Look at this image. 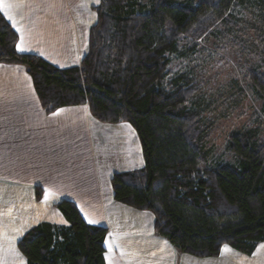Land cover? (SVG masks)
I'll return each instance as SVG.
<instances>
[{
    "label": "trees",
    "instance_id": "1",
    "mask_svg": "<svg viewBox=\"0 0 264 264\" xmlns=\"http://www.w3.org/2000/svg\"><path fill=\"white\" fill-rule=\"evenodd\" d=\"M250 6L258 7L261 58L249 79L264 112V0H101L88 52L67 69L19 53L0 11V64L27 69L47 113L88 105L102 123H130L144 168L115 174L114 198L151 212L156 235L196 258H216L225 246L252 255L264 242V143L257 128L239 130L227 140L234 161L204 167L200 87L185 73L168 79L169 69L183 36L194 49L215 24H236L237 9ZM56 208L69 226L43 222L27 231L18 244L27 264H107L108 228L88 224L73 201Z\"/></svg>",
    "mask_w": 264,
    "mask_h": 264
},
{
    "label": "crops",
    "instance_id": "2",
    "mask_svg": "<svg viewBox=\"0 0 264 264\" xmlns=\"http://www.w3.org/2000/svg\"><path fill=\"white\" fill-rule=\"evenodd\" d=\"M100 2L3 0L13 20L1 12L18 34L19 53L67 69L88 52ZM143 168L130 123H102L88 105L47 113L27 69L0 64V264H27L18 244L38 224L69 226L56 208L63 200L76 203L88 224L108 228L107 264H264V242L252 255L225 246L216 258H196L156 235L154 215L118 203L111 184L115 174Z\"/></svg>",
    "mask_w": 264,
    "mask_h": 264
},
{
    "label": "rangeland",
    "instance_id": "3",
    "mask_svg": "<svg viewBox=\"0 0 264 264\" xmlns=\"http://www.w3.org/2000/svg\"><path fill=\"white\" fill-rule=\"evenodd\" d=\"M191 1L199 4L202 0ZM235 14L236 24H215L194 49L191 37L183 36L182 56L175 58L169 69L168 79L185 73L200 87L196 107L203 112L204 167L234 161L227 150V140L239 130L257 128L264 143L263 106L249 79L250 71L258 67L261 58L255 45L260 37L258 7L239 8ZM34 187L35 193L42 196L44 187ZM54 212L57 213L55 209Z\"/></svg>",
    "mask_w": 264,
    "mask_h": 264
},
{
    "label": "snow or ice",
    "instance_id": "4",
    "mask_svg": "<svg viewBox=\"0 0 264 264\" xmlns=\"http://www.w3.org/2000/svg\"><path fill=\"white\" fill-rule=\"evenodd\" d=\"M8 7L10 6H7V5H4L3 3V0H0V11H3L4 12V15L7 16V18L9 20H13V17L8 13ZM18 48L19 50L23 51L24 49L23 48H20L19 45H18ZM48 195H50V193H46V196H45V199L48 198ZM90 223H94L95 221H89ZM109 250H111V246H109Z\"/></svg>",
    "mask_w": 264,
    "mask_h": 264
},
{
    "label": "bare ground",
    "instance_id": "5",
    "mask_svg": "<svg viewBox=\"0 0 264 264\" xmlns=\"http://www.w3.org/2000/svg\"><path fill=\"white\" fill-rule=\"evenodd\" d=\"M16 237H17V235H15V238H16ZM12 240H13V239H12ZM12 240H11V241H12Z\"/></svg>",
    "mask_w": 264,
    "mask_h": 264
}]
</instances>
